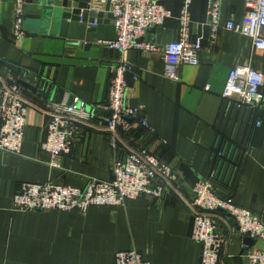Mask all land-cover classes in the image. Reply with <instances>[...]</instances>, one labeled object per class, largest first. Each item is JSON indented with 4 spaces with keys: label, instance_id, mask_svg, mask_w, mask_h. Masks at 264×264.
Wrapping results in <instances>:
<instances>
[{
    "label": "crops",
    "instance_id": "1",
    "mask_svg": "<svg viewBox=\"0 0 264 264\" xmlns=\"http://www.w3.org/2000/svg\"><path fill=\"white\" fill-rule=\"evenodd\" d=\"M14 12L15 0H0V77L10 82V76H17L48 93L55 90L54 100L62 89V102L73 97L91 106L105 102L114 67L124 57L133 65L127 74V102L139 109L152 133L140 126L132 133L117 128L118 153L124 155L128 146H147L159 157L172 155L174 180L162 197L126 198L120 206L14 207L12 198L21 182L49 180L82 188L89 178L109 180L115 155L110 133L97 128L107 113L95 110L79 126L70 151L58 158L59 166H51L41 143L48 119L43 107L52 99L21 84L33 107L19 154L0 150V264H114L115 252L130 248L148 264H200L201 246L191 239L186 201L192 199L195 181L210 172L219 194L264 220V86L262 105L256 109L238 108L221 96L235 66L264 73V48L253 47L247 36L219 29L211 43L207 39L202 45L198 63L182 66L175 81L163 74L160 55L135 50L121 54L28 32L15 39ZM243 13L244 0H221V23L239 22ZM229 224L223 219V231ZM229 237L219 264H246L244 237L234 231Z\"/></svg>",
    "mask_w": 264,
    "mask_h": 264
},
{
    "label": "built area",
    "instance_id": "2",
    "mask_svg": "<svg viewBox=\"0 0 264 264\" xmlns=\"http://www.w3.org/2000/svg\"><path fill=\"white\" fill-rule=\"evenodd\" d=\"M160 0H89L87 9L94 13L110 12V22L116 32L115 40L82 39V44H94L108 51L121 54L135 50L146 54L160 55L163 61V74L179 80V71L184 65H195L199 61L202 45L199 38L189 42L188 11L190 0H184L180 14V38L169 43H156L140 40L147 28L162 23L169 12L158 2ZM25 0H15L13 38L25 35L23 13ZM221 0H208L206 24L209 27V43L219 29H226L251 39L255 48H264V0H244L243 19L239 22L228 20L221 23ZM96 18L91 23L96 26ZM133 65L121 57L114 67L109 81L107 99L104 103L87 106L73 98L72 103L48 101L43 112L48 116L46 136L41 150L49 156L48 163L59 166V157L70 151L80 125H86L92 112L100 110L107 117L100 122L98 129L110 133V145L115 153L111 162V178L103 180L89 178L82 188L71 187L53 181L44 183L21 182L15 191L12 202L18 209L85 210L92 205L120 206L126 198H159L174 180L173 159L159 157L154 149L147 146L126 147V153H118L121 142L115 131L121 128L133 132L142 127L152 133L139 109L127 102L129 88L127 74ZM10 82L0 77V150L19 154L24 126L32 104L22 95L23 88L17 76H10ZM264 73L249 65H237L226 78L221 96L232 100L236 107L260 108L263 102ZM130 118L136 123H129ZM260 121H257L259 124ZM161 143H164L163 141ZM215 174L210 172L198 178L192 186V199L186 205L190 210L192 229L191 239L201 246L200 264H219L222 254L230 241V232H237L252 241L242 242V255L246 264H264V220L248 208L236 205L229 198L219 194L214 187ZM228 219L229 230L223 231L221 222ZM234 224V225H233ZM236 225V231L234 226ZM114 264H148L141 253L130 248L115 252Z\"/></svg>",
    "mask_w": 264,
    "mask_h": 264
},
{
    "label": "water",
    "instance_id": "3",
    "mask_svg": "<svg viewBox=\"0 0 264 264\" xmlns=\"http://www.w3.org/2000/svg\"><path fill=\"white\" fill-rule=\"evenodd\" d=\"M89 0H25L23 13V31L33 35L60 36L76 41L82 39L115 40L116 32L110 22L111 14L107 12L94 13L87 9ZM107 0L105 10L109 9ZM169 15L164 17L162 23L147 28L145 36L140 40L156 43H169L180 38V14L184 0H160ZM208 0H190L188 11L189 42L199 38L201 45L207 42L209 27L206 24ZM96 18V26L91 23ZM18 82L41 96L53 99L55 90L48 93L23 79ZM64 90H60L55 98L57 103L62 102ZM70 97L68 104H71ZM131 122L130 118L127 121ZM245 242L251 243L249 237H244Z\"/></svg>",
    "mask_w": 264,
    "mask_h": 264
}]
</instances>
